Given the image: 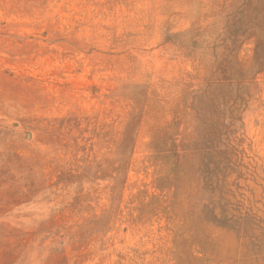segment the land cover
Here are the masks:
<instances>
[{
	"label": "rangeland",
	"instance_id": "1",
	"mask_svg": "<svg viewBox=\"0 0 264 264\" xmlns=\"http://www.w3.org/2000/svg\"><path fill=\"white\" fill-rule=\"evenodd\" d=\"M0 264H264V0H0Z\"/></svg>",
	"mask_w": 264,
	"mask_h": 264
}]
</instances>
